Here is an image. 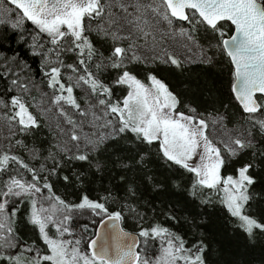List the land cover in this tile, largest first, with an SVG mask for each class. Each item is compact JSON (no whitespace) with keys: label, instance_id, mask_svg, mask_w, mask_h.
Returning a JSON list of instances; mask_svg holds the SVG:
<instances>
[{"label":"snow or ice","instance_id":"snow-or-ice-1","mask_svg":"<svg viewBox=\"0 0 264 264\" xmlns=\"http://www.w3.org/2000/svg\"><path fill=\"white\" fill-rule=\"evenodd\" d=\"M22 13V17L31 21L39 30L32 40V51L42 57V66L47 77V84L52 89L51 105L64 118L71 128L66 134L69 140L75 142L76 151L72 152L63 145H57L68 159L90 161L88 150L100 151L106 148L105 141L109 138L129 137L131 134L135 140L152 146L158 142L159 153L162 158L173 165H177L193 175L192 194L196 195L197 189H208L209 194H220V202L228 212L240 222V227L249 235H254V230L264 231V222L252 215L245 213V206L250 200V186L256 181V177L250 173L251 163H244L236 169V175L222 174L225 165L224 150L230 155H236L239 151L252 146V139L237 133L230 137V141L223 145V149L207 134L208 121L202 116L196 115V110L189 107V112L179 111V97L170 90L169 86L153 73L149 72V83L137 78L126 67L119 72L112 82L115 85H126L127 94L122 102L111 100L112 88L104 83L97 73L107 65L105 60L113 68H121L126 61L141 59L135 52L137 40L142 36L145 41L152 34L146 11L151 9L153 15L172 24L171 17L181 20H190L187 9H192L200 22L206 24L213 32L219 33V42L216 47H223L226 55L233 65L232 92L240 102L243 111L248 114V119L254 120L259 125V130L264 133V119H259L258 110L264 109V2L261 0H162L166 8L160 11V5L144 4L137 0L134 4H120V8L128 13L127 23L135 32H122L120 26L116 30L111 29V5H106L104 0H10ZM107 8V13H106ZM129 8L132 9L129 12ZM109 17L107 27H101L104 36L111 35L113 41L129 39L127 49L120 43H114L112 55L105 58L100 54V59L95 67L97 72L91 71L89 63L97 56V50L85 35L84 18ZM195 19V16L191 17ZM230 21L234 26V33L227 37L225 29L218 22ZM22 19L17 17L11 22L13 28L22 26ZM182 35H187L189 40L194 37L188 35L185 29H180ZM40 34H45L53 47L45 51V44L38 43ZM71 38L70 41L68 38ZM66 41L70 46H65ZM71 52L77 55L78 63H68L67 82L64 80L62 69L65 64L61 59L63 52ZM132 51L131 57L127 52ZM55 55V63L52 55ZM10 59H15L12 57ZM211 57L206 58V62ZM167 61L172 65L180 66V60L169 53ZM3 75L8 77L15 75L10 67H6ZM75 81L73 83L72 81ZM11 85L17 89H26L27 85L18 78L11 79ZM85 87L87 100L93 97L96 104L101 106L103 115L91 111L96 105L89 103V108H82L74 95V88ZM260 93L258 97L256 94ZM12 115L5 114L9 122L15 121L19 131L30 132L40 125V119L31 111L23 99L18 95H12ZM63 102V103H61ZM0 103L4 101L0 100ZM67 104L74 108L81 117L91 115L89 121H81L79 124L64 108ZM7 106V105H5ZM103 124H98L100 120ZM223 120V117H218ZM87 122L93 128H105L111 126V131L93 132L84 131L83 124ZM216 121L214 120L213 123ZM80 129L78 132L77 129ZM65 132L64 129H60ZM83 137L86 151L81 152L80 141ZM17 143H21L18 141ZM31 151L35 152L36 149ZM54 159V166L45 169L26 163L20 156L10 153H0V173H8L5 179L0 180V264H206L204 257L205 245L197 241L191 248L185 246L183 237L171 229L160 224L150 228H141L139 235L142 237L159 238L160 252L153 259L142 257L137 250L139 240L135 235L125 232L120 228V211L109 213L105 203L90 199L86 194L79 203H68L53 191L50 182L51 174H58L57 169L63 160L55 161L53 153L49 154ZM198 157V159H194ZM134 161V158H133ZM10 162L19 166L20 171L13 168L8 171ZM140 163L143 162L141 153ZM131 163V161H130ZM121 161V167H128ZM95 167L102 168L101 162H95ZM47 171L49 175H42ZM31 173V179H25V174ZM65 181L69 177H63ZM123 179V177H122ZM47 190L45 197L44 191ZM28 203L26 210L27 221L39 232V237L46 245V251L41 253L35 249L36 254L31 255L34 244L19 243V237L15 230L18 205ZM11 204V207H10ZM91 209L96 215L103 214L100 223L103 229H98L93 238L88 240L87 252L80 250V239L75 242L64 239V234H71L73 229L67 225L72 218L74 209ZM49 226L56 229V234H49ZM87 227V226H85ZM110 230V231H109ZM109 239L111 243H109ZM19 247L21 251L12 254L11 249Z\"/></svg>","mask_w":264,"mask_h":264},{"label":"trees","instance_id":"trees-1","mask_svg":"<svg viewBox=\"0 0 264 264\" xmlns=\"http://www.w3.org/2000/svg\"><path fill=\"white\" fill-rule=\"evenodd\" d=\"M264 2V0H261ZM197 18L194 26L187 20L185 23L175 21L174 24L189 25L190 33L195 41L203 48L205 56L211 57L210 61L201 63L180 64L179 67L172 64L155 63L145 65L138 61H126L121 68H113L107 65L97 75L104 83L112 88L111 100L121 101L127 93L125 85H115L112 82L120 71L126 67L140 80L147 82L148 73L151 72L162 79L180 100L179 111L189 112L191 106L196 110V115L222 116L228 127H237L252 134V146L239 151L236 155H224L225 165L222 174L236 175V169L244 163H251L250 173L256 177V181L250 186V200L245 206V213L254 216L264 222V133L259 130V125L254 120H249L235 101L232 92L233 67L223 47H216L219 42V33L213 32L193 12H188ZM225 29L226 38L231 35L233 28L227 22L219 23ZM95 26V23H94ZM22 30H17L10 25L0 24V95L9 101L12 95H18L19 91L11 85V79L27 80L31 84H38L42 89L49 88L47 77L42 66V57L34 54L30 45V34L39 30L36 26L25 21ZM85 35L94 44L97 56L91 64V71L97 72L95 67L102 53L105 58L112 54L114 42L96 30H86ZM71 38H68L70 41ZM38 43L45 44V51L53 47L49 40L38 37ZM65 46H70L66 41ZM15 57V59H10ZM61 59L65 64L62 69L64 80L70 69L68 63H78L77 55L71 52H63ZM52 60L55 63L53 53ZM6 67L11 68L15 75L8 77L3 75ZM67 82V81H66ZM74 95L78 98L75 91ZM260 97V96H258ZM92 100H95L93 97ZM96 101V100H95ZM264 103V99H261ZM40 119V125L30 132L18 133L13 137V153L20 156L26 163L37 169L43 164L45 169L54 166L55 161L63 160L57 169L58 174L50 175L53 191L68 203H79L85 194L92 200L105 203L109 210L121 212V224L124 230L136 233L140 239L139 251L145 256L144 242H150V250L157 254L160 251L159 238L151 236L145 238L139 235L141 228H150L160 224L171 229L183 237L185 246L191 248L197 241L205 245L204 257L206 264H264V231L254 230V235L249 236L241 227L236 217H233L220 202V194H209V190L197 189L196 195L192 194L193 175L187 170L165 161L159 153L158 142L152 146L129 137L109 138L105 141L106 148L100 151H89L90 161L68 159L56 147L53 133L48 128L45 120ZM259 119H264V109L256 114ZM20 141L21 143H17ZM36 149L35 152L31 151ZM141 153L143 162L140 163ZM35 156V157H34ZM30 157H33L31 163ZM134 158V161H133ZM101 162L102 168L97 169L95 162ZM121 161L128 167H121ZM131 161V163H130ZM13 168L20 171L19 166L10 162L8 171ZM8 173H0V180L5 179ZM42 175H49L47 171ZM67 175L68 181L63 177ZM123 177V179H122ZM25 179H31V173L25 174ZM45 197L47 190H43ZM11 207V204H10ZM15 230L19 237V243L34 244V250L41 253L46 250V245L39 237V232L27 221L26 210L28 203L18 205ZM78 215H72L67 225L73 229V235L79 236L88 244L92 238L98 223L103 219V214L96 215L91 209H74ZM84 213V214H83ZM87 218L91 224L89 227L76 224L77 219ZM53 227L49 226V231ZM81 231V232H80ZM154 244V246H152ZM19 249V247H17ZM10 251L15 254L21 250ZM3 264H7L4 261Z\"/></svg>","mask_w":264,"mask_h":264},{"label":"rangeland","instance_id":"rangeland-1","mask_svg":"<svg viewBox=\"0 0 264 264\" xmlns=\"http://www.w3.org/2000/svg\"><path fill=\"white\" fill-rule=\"evenodd\" d=\"M136 2L137 0H104V3L106 5H109V4L111 5V17L110 18L113 21L111 25L112 30H116L117 27L120 26V31L133 32V34L135 35V32L132 26L127 23V19H130V17H128V13L124 12V10L120 8V4L121 3L134 4ZM139 2L144 3V4L160 5V11L161 12L166 11V8L163 5L161 0H139ZM107 11L108 10L106 8V13ZM131 11L132 9L129 8V12ZM146 15L150 23L152 24V34L149 35V37L147 38V41H145L142 36L137 40L136 46H135V52L138 56L141 57V59L135 60V61L141 62L145 65H153L155 63H161L165 65L171 64L170 61H167V55L169 53L177 57L180 60V64L201 63V62L206 61L205 52L203 48L195 41V39L189 40L187 35H182L180 32V29L183 28L186 30L188 35H191L190 30H189L190 28L189 25L187 26L177 25L172 22L171 26H169L166 21L160 18V16L153 15L151 9H148L146 11ZM17 17H20L23 21L22 26L20 28H17V30H22L24 22L28 20L24 19L22 15L16 9L11 7L6 2L0 0V24L11 26V22L16 20ZM28 22L32 24L31 21H28ZM196 22H197V18L189 20V23H191L192 26H194ZM94 23H95V26H94ZM108 23H109V17L107 15H105L104 18H100V17L89 18L87 16L84 18L85 31L93 29V30H96L101 35H103V33L100 31L101 27H107ZM29 35H30V40H31L30 45L32 46V40H33V37L36 36V34L29 33ZM42 36L43 38L49 40V38L45 34H42ZM105 37H108L114 43H120L126 49H127L128 44L132 43V41L129 39L113 41L111 35L105 36ZM131 55H132V51H128L127 56L131 57ZM108 66L112 67L109 63H108ZM21 82L26 84L27 88L18 89L20 93L19 96L27 104L29 111H31L33 114H37L41 116L45 120L48 128L53 133V136L56 141V146L63 145L65 148H69L72 152H75L77 150L75 146V142L70 141L69 135L66 134L68 130L71 128V125L66 123L65 118L58 111L55 110L54 106L51 105V96H52L53 90L50 88L42 89V87L39 86L38 84H31L27 82V80L25 79H22ZM72 82L75 83L74 80ZM145 83L147 84L149 82L147 81ZM85 87L77 86L74 88V91L78 97L77 102L81 105L82 108H85V109L89 108V103L96 105L93 109H91V111H95L98 115L102 116L103 113L101 111V106L96 104L95 100H92V99L90 101L87 100L86 93H85ZM126 88L128 91L127 86ZM0 100L4 101V103H0V153L2 152L13 153L14 149H13L12 139L18 133H23V132L19 131L18 125L16 124L15 121L9 122L6 119L5 114H8V115L13 114L11 112V101L5 100V98L1 95H0ZM63 106L69 112V114L73 116V118L76 120L78 124L82 120L89 121L92 119L91 115H89L88 117H81L80 114L74 108H72L71 106L67 104H63ZM218 117H222V116H219V115L207 116L204 119L208 121V127L206 129L207 134L222 149H223V145L230 141V137H234L237 133H241L245 136H248L250 132L249 130L246 129V131H244L237 127H228L224 123V118L223 120H220L218 119ZM214 120L216 121L215 123H213ZM97 123L103 124L104 120L102 119L98 121ZM61 128L64 129L65 132H61L60 130ZM83 129L85 132L89 134H92L93 132H95L98 135L100 132L111 131V126H108L105 128H100V127L93 128L90 124L85 122L83 124ZM77 131L79 132L80 129L78 128ZM248 138L252 139L251 136ZM79 150L81 152L86 151L85 141L83 137H81ZM89 151L91 150H88V152ZM223 154L230 155L226 150H224ZM30 159L32 163L34 158L30 157ZM194 159H198V157H195ZM73 212L75 213V215H78L75 211ZM74 221H77L76 224L80 226L83 225V227H81L82 229H85L84 228L85 226L89 227L91 224L90 220H88L86 217L84 219H77ZM49 234L54 236L56 234V229L53 228L52 230H50ZM63 238L72 240L73 242H75L76 239H80L78 235L77 236L73 235V232L71 234H67V233L64 234ZM80 241H81L80 250L87 252L86 244L84 245V242L81 239ZM143 246L145 249V256L149 260H153L160 252L158 251L157 254H154V252L150 250L149 241H145ZM152 246H154V244H152ZM16 249L17 248H14V249H11L10 251H14ZM17 250H21V249L19 248ZM35 254L36 252L35 250H33L31 255H35Z\"/></svg>","mask_w":264,"mask_h":264},{"label":"water","instance_id":"water-1","mask_svg":"<svg viewBox=\"0 0 264 264\" xmlns=\"http://www.w3.org/2000/svg\"><path fill=\"white\" fill-rule=\"evenodd\" d=\"M2 1H4V2H6L7 4H9L11 7H13L14 9H16L19 13H20V11L16 8V6L15 5H13L11 2H10V0H2ZM162 1V0H161ZM187 12H193V13H195L194 12V10H192V9H187L186 10ZM21 15H22V13H20ZM196 14V13H195ZM169 15L171 16V14L169 13ZM197 15V17L199 18V16H198V14H196ZM175 21H177V22H180V23H185L187 20H181V19H179V18H176V17H172ZM24 19H26V18H24ZM200 20H201V18H199ZM27 20V19H26ZM221 22H227V23H229L231 26H232V28H233V31H232V33H231V35L234 33V31H235V28H234V26L231 24V22L230 21H220V22H218V23H221ZM206 25V24H205ZM207 26V25H206ZM208 27V26H207ZM230 35V36H231ZM229 37V36H228ZM225 54H226V52H225ZM228 57V56H227ZM229 58V57H228ZM229 60H230V58H229ZM231 62V61H230ZM232 65V64H231ZM232 67H233V65H232ZM234 70V69H233ZM257 96H261V94L260 93H257L256 94ZM233 96H234V98H235V101L237 102V104L239 105V107L241 108V110H242V112L244 113V114H247V113H245L244 111H243V108H242V106L240 105V102L236 99V97H235V94L233 93ZM264 99V98H263ZM259 111V110H258ZM248 115V114H247ZM108 224V221L107 220H105V222H104V226H106ZM104 226H102L101 225V223L99 222L98 223V225H97V227H96V229H95V231H94V234H93V236H92V238L95 236V233H96V231L98 230V229H103L104 228ZM119 226H120V228H123L122 227V224H121V220L119 221ZM110 231V230H109ZM125 232H128V233H131L132 235H135L137 238H138V240H139V244H138V246H137V250L139 251V247H140V239H139V236L136 234V233H133V232H129V231H126V230H124ZM109 243H111V240L109 239Z\"/></svg>","mask_w":264,"mask_h":264}]
</instances>
